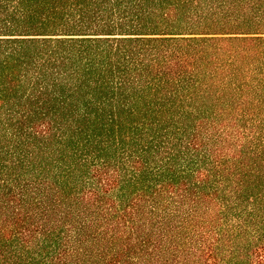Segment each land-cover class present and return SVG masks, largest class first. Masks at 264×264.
<instances>
[{
  "label": "trees",
  "instance_id": "trees-1",
  "mask_svg": "<svg viewBox=\"0 0 264 264\" xmlns=\"http://www.w3.org/2000/svg\"><path fill=\"white\" fill-rule=\"evenodd\" d=\"M0 264H264V0H0Z\"/></svg>",
  "mask_w": 264,
  "mask_h": 264
}]
</instances>
